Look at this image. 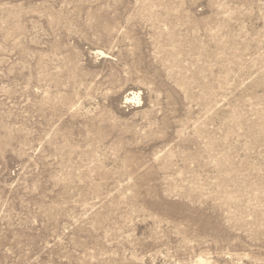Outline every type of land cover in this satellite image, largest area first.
<instances>
[{
  "label": "rangeland",
  "instance_id": "rangeland-1",
  "mask_svg": "<svg viewBox=\"0 0 264 264\" xmlns=\"http://www.w3.org/2000/svg\"><path fill=\"white\" fill-rule=\"evenodd\" d=\"M0 264H264V0H0Z\"/></svg>",
  "mask_w": 264,
  "mask_h": 264
}]
</instances>
